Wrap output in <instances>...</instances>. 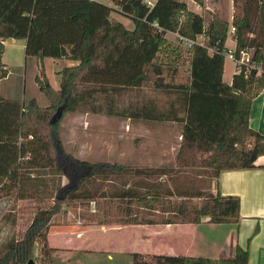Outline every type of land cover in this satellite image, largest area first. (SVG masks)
<instances>
[{"label":"trees","instance_id":"16d2710c","mask_svg":"<svg viewBox=\"0 0 264 264\" xmlns=\"http://www.w3.org/2000/svg\"><path fill=\"white\" fill-rule=\"evenodd\" d=\"M111 1L117 9L96 0H0V78L7 74L1 57L3 42L9 38L25 40V56L40 61H71L56 72L57 89L50 84L43 66L34 78L49 106L41 108L34 98L21 105L0 97V198L17 192L28 170L52 169L67 179L57 188L52 204L35 211L22 237L10 239L0 249V264H29V260L35 264L37 243L41 244L43 264H52L51 253L55 249L47 241L52 218L65 202L92 199L87 184L97 178L110 181V175L132 177L128 186L116 188L110 195V200L125 204L124 213L131 217L119 219L121 222L138 223L143 218L135 217L144 208L149 214L161 215V222L166 224L199 223L203 218L222 224L239 221L237 196H223L218 190L195 186H165L162 179L171 182L180 170L217 179L225 170L264 169V164L256 163L264 156V135L249 126L251 104L264 89V74L255 77L253 70L245 78L244 65L240 73H234L231 84L223 81V53L227 50L230 25L235 28L231 35L235 56L246 52L249 62H260L264 69V0H233L230 24L216 13L206 23L201 14L189 10L180 0H155L152 7L145 0ZM192 1L204 5V0ZM114 11L128 17L133 27L127 28L112 17ZM168 32L191 39L202 35L214 52L210 54L205 47L194 45L185 58L180 49L170 60L168 53L174 50L167 41ZM185 63L189 74L186 83L165 82V64L174 66L176 71L175 67ZM146 86L167 95L176 90L177 106L153 113L141 105H132L127 114L115 108L113 94ZM98 93L108 97L107 115L181 123L175 165L128 167L92 163L64 152L56 136L58 118L52 121V117L47 123V111L56 108L63 114L76 110ZM193 199L200 202H192ZM146 223L155 221L150 218ZM130 258L131 264H248L249 251L237 245L232 256L218 259L147 257L136 252L130 253Z\"/></svg>","mask_w":264,"mask_h":264},{"label":"rangeland","instance_id":"374dc122","mask_svg":"<svg viewBox=\"0 0 264 264\" xmlns=\"http://www.w3.org/2000/svg\"><path fill=\"white\" fill-rule=\"evenodd\" d=\"M150 1L155 2V0ZM180 1H184L189 10L201 14L206 23L211 19L213 13L226 19L229 24L232 20L234 13L233 0H204L202 7L196 5L192 0ZM112 5L113 7L116 6L113 3ZM115 8L117 9V6ZM111 16L120 20L127 28L133 27L132 21L118 11L112 12ZM228 30L226 41L231 40V25ZM166 38L172 45L171 49L174 50V52L168 53L167 57L171 58L170 60L175 58L180 49L183 58L187 56L188 49L177 40L174 34L167 33ZM203 42L206 41L203 40ZM23 43L22 39L11 40L9 38L6 41L3 53L5 63L8 66L11 63L21 61V57L24 58ZM228 44H231V42ZM161 56L164 57L163 54ZM34 58L27 56L26 74L22 73L21 78L13 73L7 83L0 82V87L3 90L10 89L13 86V97H18V92L15 90L18 83L21 81L24 84L25 93L19 92L18 102L21 105L26 104L35 92L36 87L34 86L36 84L31 76L32 63L35 62ZM23 64L22 60V71L24 70ZM69 64H71L70 60L61 59L56 69ZM8 66L7 69H11ZM165 66V82L169 84H176L178 72L183 80L189 76L186 63L175 67L176 71H173L174 66L169 64H165ZM41 67L42 65L39 62V72ZM45 67L49 81L52 82L53 88L57 89L58 78L54 75L55 67L51 68L49 63L45 64ZM225 70V79L229 82L233 72V62L229 59H225ZM152 91L151 86H146L141 89L126 90L118 95L113 94L114 106L117 110L127 114L130 106L132 107L134 103L138 105L136 102L142 101L143 94H149ZM161 93L159 94H166L165 92ZM36 101L41 108L49 106L48 99L40 91ZM108 104V97L98 93L94 100L86 101V103L79 105L76 110L61 113L58 118L56 136L64 152L92 163H116L128 167H170L175 165L180 140L177 129H173L168 134L161 130L164 126L160 125L156 131L149 132L142 124H133V120L129 116L107 115L105 106ZM93 106L103 107L102 110L95 111ZM116 109L114 110L117 111ZM56 111V108L47 111V123L50 122ZM48 130L49 127L46 130L44 128V131ZM195 170L203 173L206 171L204 169ZM131 179L132 177L128 175L121 177L110 175V181L97 178L87 184V187L93 193L92 199H78L62 204L60 212L53 217L51 225L63 224L73 228L72 231H83L85 241L76 244L75 246L79 247L77 249L75 247L73 252L74 250H88V253L81 251L79 254L65 253L54 248L55 250L51 253L52 264H131L129 251L125 248V244L117 243V237L111 235L109 231L100 235L95 229L99 226L109 228L113 225L126 224L119 221V219L127 217L124 213L125 204L119 203L117 200H110L112 198L110 195L114 189L127 186ZM162 181L165 186L174 187L176 185L177 188L195 186L206 189L212 184L210 177H204L203 174L195 175L191 170H180L171 182L167 181L166 178H163ZM66 182L67 179L64 176L52 169L26 171L25 175L22 176L17 192L0 198V249L10 239L22 237L35 211L40 207L52 204L57 188ZM192 202L198 203L200 201L193 199ZM141 217H145L144 210H140L135 218L139 219ZM127 218L130 219V215ZM75 234H73V237ZM40 247L41 244L37 243L34 248L35 264H43L39 253ZM103 251L105 253L117 252L116 254L119 255L113 256L112 259H106Z\"/></svg>","mask_w":264,"mask_h":264},{"label":"crops","instance_id":"0c3cea01","mask_svg":"<svg viewBox=\"0 0 264 264\" xmlns=\"http://www.w3.org/2000/svg\"><path fill=\"white\" fill-rule=\"evenodd\" d=\"M96 1L107 4L108 6H113L111 0ZM7 40L3 42L4 47ZM11 40L14 39L11 38ZM22 41L24 42L22 48L25 50V40L22 39ZM229 42H231V44H228ZM234 45L232 40L226 41L227 47L233 48ZM34 59L35 62L32 63L33 71L31 76L35 84L34 78L40 73L39 62L43 66L48 79L49 77L45 67L47 63H49L51 68L55 67L54 75L57 77L56 72L61 68L56 69V67L61 59L44 58L42 61L36 58ZM22 60L24 63L23 71L21 66ZM1 61L4 68L7 70V74L5 77L0 78V82L7 83L13 73H16L20 78L22 73L24 75L26 74L27 56H25V53L24 58L22 59L21 57V61L11 63L10 66L5 63L4 53L1 57ZM7 66L11 69H7ZM186 69L188 70V66ZM234 72L233 66L231 80L227 82L225 79L226 70L224 62L223 81L227 84H231ZM179 75L178 72L176 75V85L184 84L188 81V77L183 80ZM50 84L52 85V82H50ZM12 87L13 86H11L10 89L4 90L0 87V97L4 100L18 102L20 93H25V86L20 81L15 87L16 92H18V97H13L14 90ZM34 87H36L37 90L35 88V92L31 98L36 99L39 96V89L37 84ZM159 93L161 92L152 91L149 94H143L142 101L136 103L143 106L145 111L147 109L153 113L157 110L160 111L168 107L177 106L176 100H178L179 96L176 90L169 95H161L162 93ZM132 120L133 124H142L149 132L156 131L160 125L164 126L161 130L168 134L171 133L173 129H177L179 139L181 137L182 125L179 122L172 120L158 121L151 118ZM249 126L264 135V89L252 101ZM256 163L264 164V156L259 157ZM205 176L209 177L208 175ZM211 183L212 184L206 189H201L210 190L212 192L218 190L223 196L230 195L239 198L240 218L238 222L213 224L209 223L207 218H203L199 223L166 224L161 222V215L156 213L149 214L144 208H140V210L145 211V217H142V220L139 218L140 221H137L138 223L132 221L124 225H113L109 228L99 226V228L95 229L100 235L109 231L111 235L117 237L116 242L121 245L125 244V248L129 251V256L130 253L136 252L147 257L154 255H185L218 259L221 256H232L235 247L239 245L243 248H248V264H264V169L255 167L250 169L225 170L219 174L217 179H212ZM128 185L129 184H127V186ZM150 218H152L155 223H146V220ZM72 230L73 228L63 224L51 225L47 233L48 245L65 253L79 254L81 252H86L87 254L88 250H74L73 252V249L76 247L75 245L84 242L85 237L83 231ZM73 234H75L74 237ZM78 247H76V249ZM117 251L120 252L122 250ZM103 253L105 252L103 251ZM116 253H105L104 258L112 259L113 256L119 255Z\"/></svg>","mask_w":264,"mask_h":264},{"label":"built area","instance_id":"2783aa9c","mask_svg":"<svg viewBox=\"0 0 264 264\" xmlns=\"http://www.w3.org/2000/svg\"><path fill=\"white\" fill-rule=\"evenodd\" d=\"M145 2L147 4V6H149V7H152L154 4V1L152 2L150 0H145ZM234 31H235V28L231 27L230 34H233ZM168 33L174 34L177 37V40L181 44H183L187 49L191 48L194 45H200V46L205 47L210 54L214 52L213 48L208 47L206 45V43L203 42L204 37L202 35H197L195 37V39H191V38L182 36L176 32H168ZM230 39L235 44V40L233 39L232 36H230ZM225 46H226V43H225ZM234 51H235V45L233 48L227 47V50L223 53L224 60L229 59L230 61L233 62L234 71H235L234 73H240L241 67L245 65L246 66V70L244 71V77L245 78H248L249 74L253 70H254V76L255 77H260L262 74H264V69L262 68L260 62H259V64H254V63L249 62L248 61L249 60V54L246 52H242L239 57H236Z\"/></svg>","mask_w":264,"mask_h":264},{"label":"water","instance_id":"95a60500","mask_svg":"<svg viewBox=\"0 0 264 264\" xmlns=\"http://www.w3.org/2000/svg\"><path fill=\"white\" fill-rule=\"evenodd\" d=\"M61 116V110L59 109L56 114L53 116V120L55 121L57 118H59ZM32 263V260H29V264Z\"/></svg>","mask_w":264,"mask_h":264}]
</instances>
